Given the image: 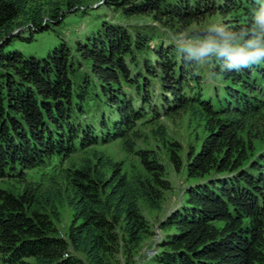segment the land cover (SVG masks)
I'll use <instances>...</instances> for the list:
<instances>
[{"label":"trees","instance_id":"16d2710c","mask_svg":"<svg viewBox=\"0 0 264 264\" xmlns=\"http://www.w3.org/2000/svg\"><path fill=\"white\" fill-rule=\"evenodd\" d=\"M104 3L164 25L195 21L218 3L244 11L246 24L227 27L237 32L251 29L264 6V0ZM86 7V0H0V179L13 185L0 187V264H264V151L257 158L249 152L264 127V63L229 72L217 60L209 80L158 29L131 32ZM157 67L164 74L156 87ZM220 75L231 85L219 87ZM167 90L173 99L162 96ZM155 96L166 99V110L197 107L207 136L188 162L194 183L162 227L174 229L155 253L137 260L150 232L142 205L160 209L169 187L163 166L144 153V172L130 177L101 154L67 167L63 161L119 139L136 119L157 117ZM64 201L73 211L65 233Z\"/></svg>","mask_w":264,"mask_h":264},{"label":"rangeland","instance_id":"374dc122","mask_svg":"<svg viewBox=\"0 0 264 264\" xmlns=\"http://www.w3.org/2000/svg\"><path fill=\"white\" fill-rule=\"evenodd\" d=\"M224 1L221 0L222 3ZM86 5L85 10L87 8H97L104 13L106 19L117 22L126 29L130 28L131 32L152 26L166 35L165 41L167 43L180 45L183 50L195 45L200 40L206 39L209 35L213 36V31L209 32L207 29L214 23L222 24L232 29L237 25L247 23L242 17L244 14L243 10L221 8L218 3L203 9V13H200L195 21L174 25H164L161 21H156L150 16H123L113 8H106L104 0H86ZM220 10L225 11L223 17L217 15ZM86 20L88 19H82L81 22L75 25L77 29H84L87 23ZM60 32L67 39L72 36V33L65 29H61ZM217 65L218 62L213 57L209 63L201 65V69H198L197 74L202 77L201 71L203 70L210 74L207 78L212 80L214 76L211 75V71ZM219 70L222 71V69ZM154 74L151 77V83L157 87L160 83L159 76L164 74V72L157 67ZM148 76L150 77L151 75L147 74ZM218 78L215 82L219 87L230 86L232 83L231 79H226L222 75ZM182 81L186 82L184 79ZM179 92L180 94H186L182 89ZM162 96L170 100L174 98L169 90ZM162 96H155V100H153L159 106V115L157 117L136 119L119 139H115L105 145L89 147L78 154L70 156L67 161H63L65 167H67L79 164L81 160L87 158L96 160V156L101 154L107 160L118 163L122 171L126 172L130 177L144 172V153L150 155L151 158L155 156V159L163 166L165 170L164 178L169 187L164 190V199L160 209L155 210L142 205L143 213L149 220L150 232L145 237L142 249L135 256L137 260H143L145 256H151L155 253L158 249L157 242L169 230L174 229H163L162 227L167 216L181 205L182 195L186 194L189 186L194 183V180H189L186 175L188 162L192 154L201 150L204 139L207 136L206 119L197 107H175L174 110H166V106H162L166 104V99H164V103H161ZM187 96H189V93H187ZM261 119L264 125V115ZM254 135L255 137L251 144L252 150L249 149V152L254 155L253 158H257L264 151V127L260 131H255ZM127 142L130 144L128 145ZM8 181L0 179V187H13L12 183ZM59 210L61 213L59 228L61 232L65 233L72 221L73 211L66 201L59 205Z\"/></svg>","mask_w":264,"mask_h":264},{"label":"clouds","instance_id":"9594fccd","mask_svg":"<svg viewBox=\"0 0 264 264\" xmlns=\"http://www.w3.org/2000/svg\"><path fill=\"white\" fill-rule=\"evenodd\" d=\"M251 29L233 31L222 24H212L207 31H216L186 50L196 65L221 61L222 71H237L264 63V6L254 15ZM189 60V58H186Z\"/></svg>","mask_w":264,"mask_h":264}]
</instances>
